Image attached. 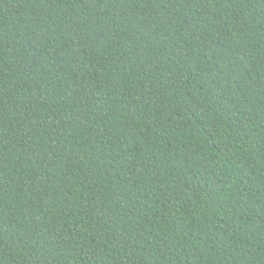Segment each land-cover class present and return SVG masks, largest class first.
Returning a JSON list of instances; mask_svg holds the SVG:
<instances>
[{
    "label": "trees",
    "instance_id": "16d2710c",
    "mask_svg": "<svg viewBox=\"0 0 264 264\" xmlns=\"http://www.w3.org/2000/svg\"><path fill=\"white\" fill-rule=\"evenodd\" d=\"M0 264H264V0H0Z\"/></svg>",
    "mask_w": 264,
    "mask_h": 264
}]
</instances>
